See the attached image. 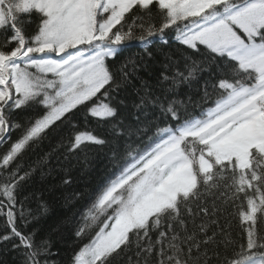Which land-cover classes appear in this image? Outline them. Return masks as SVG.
<instances>
[{"label":"snow or ice","instance_id":"6c2138e0","mask_svg":"<svg viewBox=\"0 0 264 264\" xmlns=\"http://www.w3.org/2000/svg\"><path fill=\"white\" fill-rule=\"evenodd\" d=\"M133 41L163 54L151 83L121 59ZM96 151L112 174L65 196L83 200L68 264H264V0H0V242L16 264H55L31 185L54 154Z\"/></svg>","mask_w":264,"mask_h":264},{"label":"trees","instance_id":"16d2710c","mask_svg":"<svg viewBox=\"0 0 264 264\" xmlns=\"http://www.w3.org/2000/svg\"><path fill=\"white\" fill-rule=\"evenodd\" d=\"M155 54L150 61L143 51L139 41L131 42V46L123 53L121 59L131 56L137 60L136 80L139 85L143 80L151 83L156 79V75L163 62V54L159 45H154ZM142 58V59H141ZM144 64V67L140 65ZM206 75V74H205ZM129 112H133L132 103L137 99L135 90L129 88L125 93ZM15 138V137H14ZM52 170L51 177L43 182L37 179L32 185L33 190H43L44 197L49 202L51 211L47 217L42 219L35 227L41 230L40 235H50L52 239V252L54 255L50 260L55 264H68V260L73 250L78 247V243L72 238V230L78 219L79 211L83 205V200L76 203H65V196L71 191H84L90 194L96 187L112 174L106 152H90L87 159L83 155L80 157L64 158V154H54L49 164ZM70 169L73 184L70 188L60 187V178L64 175V170ZM56 185L55 189L49 193L47 189ZM35 204L33 203V207ZM2 224V219H0ZM17 255L10 249L7 242H0V264H16Z\"/></svg>","mask_w":264,"mask_h":264}]
</instances>
